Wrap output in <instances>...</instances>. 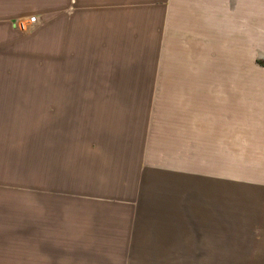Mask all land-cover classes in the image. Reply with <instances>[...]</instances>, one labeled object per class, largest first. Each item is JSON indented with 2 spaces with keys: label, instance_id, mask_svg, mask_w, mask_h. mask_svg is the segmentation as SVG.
Wrapping results in <instances>:
<instances>
[{
  "label": "rangeland",
  "instance_id": "rangeland-1",
  "mask_svg": "<svg viewBox=\"0 0 264 264\" xmlns=\"http://www.w3.org/2000/svg\"><path fill=\"white\" fill-rule=\"evenodd\" d=\"M139 1L0 13V264H264V156L206 92L264 84V12Z\"/></svg>",
  "mask_w": 264,
  "mask_h": 264
},
{
  "label": "crops",
  "instance_id": "crops-1",
  "mask_svg": "<svg viewBox=\"0 0 264 264\" xmlns=\"http://www.w3.org/2000/svg\"><path fill=\"white\" fill-rule=\"evenodd\" d=\"M183 1L181 0V3ZM153 2L151 1V3ZM156 2L157 4L152 5H160V3L165 1L156 0ZM248 2L247 0H190V8H187V10L205 13L219 12L222 16L225 13L226 15L222 19L227 25L231 23L234 28L238 29H247V27H252L254 30L257 28L261 29L263 23L262 13L264 12L262 0H249ZM137 3L145 5L139 0H137ZM149 3L146 4L150 5ZM137 5L135 0H0V13L10 14V16H3L2 18L7 20L11 17L14 18L15 15L27 18L28 14L132 12L134 6ZM184 5V7L187 6L186 4ZM194 7H196L195 10ZM215 7L217 9H214ZM181 11L184 10L181 9ZM29 26L31 25L29 24ZM227 76L230 78L229 82L224 81ZM206 77V92L209 94L208 101H210V94L221 97L219 100L220 105H213L212 108L222 111H217L216 115L212 113V116L219 118L221 123H228V119L233 120L236 118V124L239 126V141H242V139L246 141L247 138L251 137L252 143L248 147L251 155L256 156L259 154L256 151L261 150L260 154L264 156V84L258 83V79L253 84H246L245 69L229 75L214 74V70H212L207 72ZM215 77L217 78V84H214ZM220 77L222 78V84L218 83V78ZM213 102L215 101L212 100ZM230 109L233 111H230ZM249 125L251 127L247 129L246 126ZM242 143L243 146H240L239 143V150L245 149L244 142Z\"/></svg>",
  "mask_w": 264,
  "mask_h": 264
},
{
  "label": "built area",
  "instance_id": "built-area-1",
  "mask_svg": "<svg viewBox=\"0 0 264 264\" xmlns=\"http://www.w3.org/2000/svg\"><path fill=\"white\" fill-rule=\"evenodd\" d=\"M37 21H38L37 18H32V19L29 21V24H30L31 26H34V25L37 24Z\"/></svg>",
  "mask_w": 264,
  "mask_h": 264
}]
</instances>
